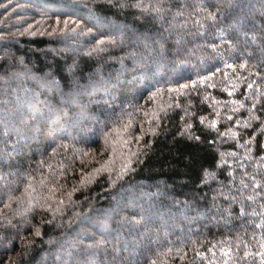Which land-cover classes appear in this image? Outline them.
<instances>
[{
    "label": "trees",
    "instance_id": "trees-1",
    "mask_svg": "<svg viewBox=\"0 0 264 264\" xmlns=\"http://www.w3.org/2000/svg\"><path fill=\"white\" fill-rule=\"evenodd\" d=\"M262 245L264 0H0V264Z\"/></svg>",
    "mask_w": 264,
    "mask_h": 264
},
{
    "label": "snow or ice",
    "instance_id": "snow-or-ice-1",
    "mask_svg": "<svg viewBox=\"0 0 264 264\" xmlns=\"http://www.w3.org/2000/svg\"><path fill=\"white\" fill-rule=\"evenodd\" d=\"M109 2H111V0H109ZM120 6L123 7V6H126V5L121 3ZM135 6L136 7H141V3L137 2V4ZM154 10L162 11V9L159 7V5H157V7ZM59 23H60V21L58 19L57 20V24H59ZM63 23H64L65 27H67L68 21L65 20V21H63ZM253 38L255 39V37H253ZM103 43H104L103 39L97 41V45H101ZM101 50H103V49H101ZM244 66H245L244 64L240 65V67H244ZM229 67H232V65H229ZM182 87H187V86L184 85ZM248 87L251 88L252 85L249 84ZM253 107H255V104H253ZM11 115L12 114L10 112H5L4 113V122H5V124H7L8 121L11 119ZM201 119L203 121V118H201ZM229 119H231V117H229ZM188 127H191V126L189 125ZM196 139H198V137ZM245 187H247V185H245ZM256 187H259V185H257ZM253 192L255 193V189H253ZM247 199L248 200H253L254 196H248ZM241 211H243V209H241ZM35 235L36 236L41 235L39 230H37L35 232ZM105 244H106V241L103 240V239L94 240L91 243H88V244H86L84 246V251L89 253V258L91 259V258H94L98 254V252L105 246ZM262 247H264V245H262ZM25 254L26 253H19L18 255H25ZM249 254L250 253H245V255H249ZM73 255H74V246H73V248H69V249L64 250L63 256L57 255L56 259L62 261V264H73ZM256 255H259L261 257L262 264H264V252H258V253H256ZM65 257H66V259H65ZM13 264H14V262H13ZM152 264H155V262H152Z\"/></svg>",
    "mask_w": 264,
    "mask_h": 264
}]
</instances>
